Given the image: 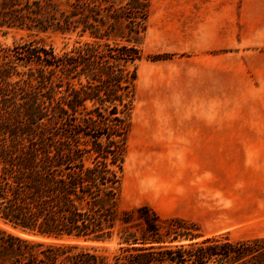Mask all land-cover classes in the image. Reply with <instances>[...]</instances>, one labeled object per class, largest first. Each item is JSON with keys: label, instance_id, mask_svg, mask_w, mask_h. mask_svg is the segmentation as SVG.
<instances>
[{"label": "trees", "instance_id": "obj_1", "mask_svg": "<svg viewBox=\"0 0 264 264\" xmlns=\"http://www.w3.org/2000/svg\"><path fill=\"white\" fill-rule=\"evenodd\" d=\"M41 1L0 0V25L54 26L93 40L60 52L34 39L0 47V219L33 235L117 236L112 264H264V237L194 240L183 229L193 222L162 220L144 204L118 209L141 60L137 37L146 30L149 0H66L70 10L54 23ZM102 10L124 22V42H108ZM0 264L105 263L79 244L0 229Z\"/></svg>", "mask_w": 264, "mask_h": 264}, {"label": "rangeland", "instance_id": "obj_2", "mask_svg": "<svg viewBox=\"0 0 264 264\" xmlns=\"http://www.w3.org/2000/svg\"><path fill=\"white\" fill-rule=\"evenodd\" d=\"M41 3L53 23L70 10L66 0ZM100 16L108 42H124V22L107 17L105 10ZM33 39L55 52L93 40L89 32L80 37L78 30L60 32L54 26L43 31L0 25V47ZM137 43L141 60L119 211L144 204L162 220L193 222L183 229L195 233L194 240L264 237V0H149L146 30ZM205 102L216 107L198 108ZM206 117L216 119L218 131L216 142L207 143L211 153L202 159L199 143L162 134L169 123ZM203 168L211 173H201ZM200 185H216V195L200 198ZM0 229L43 243L79 244L94 249L105 264L113 263L119 248L117 236L94 241L33 235L1 219Z\"/></svg>", "mask_w": 264, "mask_h": 264}, {"label": "crops", "instance_id": "obj_3", "mask_svg": "<svg viewBox=\"0 0 264 264\" xmlns=\"http://www.w3.org/2000/svg\"><path fill=\"white\" fill-rule=\"evenodd\" d=\"M178 101L180 100V94L177 95ZM178 108L180 103L177 102ZM216 107V103L205 102L198 106L201 109L211 110ZM217 126L218 123L216 119L212 118H202L199 121H193L192 123H186L184 120L177 121L176 123H169L167 127L162 130V134L171 136L170 140H182L186 142H197L199 143L198 148L203 151L200 153V159L207 157L211 153V146L207 143L216 142L217 140ZM210 172L205 168L201 169V173ZM211 173V172H210ZM216 195V185H200L199 194L197 196L200 198L203 197H212ZM147 204V203H145ZM202 220V219H195Z\"/></svg>", "mask_w": 264, "mask_h": 264}]
</instances>
